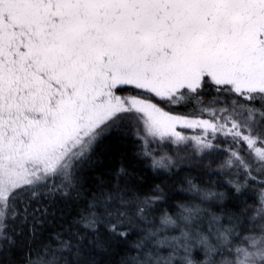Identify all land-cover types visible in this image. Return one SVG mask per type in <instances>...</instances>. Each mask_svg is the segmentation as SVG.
<instances>
[{
	"label": "snow or ice",
	"instance_id": "6c2138e0",
	"mask_svg": "<svg viewBox=\"0 0 264 264\" xmlns=\"http://www.w3.org/2000/svg\"><path fill=\"white\" fill-rule=\"evenodd\" d=\"M254 170L264 0H0V264H264Z\"/></svg>",
	"mask_w": 264,
	"mask_h": 264
},
{
	"label": "trees",
	"instance_id": "16d2710c",
	"mask_svg": "<svg viewBox=\"0 0 264 264\" xmlns=\"http://www.w3.org/2000/svg\"><path fill=\"white\" fill-rule=\"evenodd\" d=\"M186 111V109H185ZM126 131L128 132V136L126 139H123L122 141H114V140H110V141H106L105 143H112L114 146L112 148V151L110 153V160H111V165L113 168L118 167L119 166V158L121 156V154H124L128 157L129 160L132 159V153L134 151H137L140 147V141L137 140L132 132V129H126ZM148 163H150V161H148ZM203 164L205 166L210 164L211 169H214L218 166H216L219 163H214V162H210V161H203ZM196 164H192V165H180V167L178 169H176L177 171H182V173H186L191 171L193 175H204L203 169L202 168H197L195 167ZM215 175H212L211 177H205V179H211L212 181H226L229 179L233 178V172L231 170H216ZM145 175H151L150 171H148L147 169H145ZM181 185H177V187H180ZM220 190H224L223 188H221ZM260 191L258 188H256L251 182H248V186L246 189V195H245V199L247 200V203L249 205H252L254 209H257L260 204H259V199H260ZM23 256V253H15L12 256V259L14 261H18L19 259H21ZM113 260V264H115V261L118 259V257H112L111 258Z\"/></svg>",
	"mask_w": 264,
	"mask_h": 264
},
{
	"label": "rangeland",
	"instance_id": "374dc122",
	"mask_svg": "<svg viewBox=\"0 0 264 264\" xmlns=\"http://www.w3.org/2000/svg\"><path fill=\"white\" fill-rule=\"evenodd\" d=\"M151 147L156 148V145L153 144V145H151ZM159 151L160 150L157 149V152H159ZM164 151H168L169 154H171L172 150H171L170 146H165ZM246 153H247V150L244 149L243 146H242L241 155L244 156L246 160L251 162L250 156L247 155ZM181 155H187V156L191 157V159H186L184 161L177 160V163L179 165H183V164L184 165H192V164H197L198 163V160L195 157V154L190 152L187 149L181 150ZM225 156H226V153L221 152V153H219V158L213 159V160L210 161V162H214L215 164L219 163V164L216 165L218 167L214 168V170H220L219 165L221 163H223ZM203 161H209V160L208 159H204ZM254 168H255V165H254ZM225 170H231L232 172L235 171L234 168L225 169ZM252 175L255 177V179L254 180L250 179L248 182H251L256 188L259 189V191L261 193L262 191H264V184L261 183V181H264V175H261L258 171H255V170L252 172ZM259 207L257 209H259Z\"/></svg>",
	"mask_w": 264,
	"mask_h": 264
}]
</instances>
